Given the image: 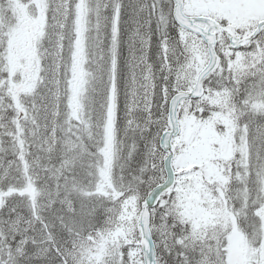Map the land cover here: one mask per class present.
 <instances>
[{"label":"snow or ice","instance_id":"snow-or-ice-1","mask_svg":"<svg viewBox=\"0 0 264 264\" xmlns=\"http://www.w3.org/2000/svg\"><path fill=\"white\" fill-rule=\"evenodd\" d=\"M0 264H264V0H0Z\"/></svg>","mask_w":264,"mask_h":264},{"label":"rangeland","instance_id":"rangeland-1","mask_svg":"<svg viewBox=\"0 0 264 264\" xmlns=\"http://www.w3.org/2000/svg\"><path fill=\"white\" fill-rule=\"evenodd\" d=\"M30 31H31L30 26L25 25V27H24V31H23V36L26 37V36L28 35V33H30ZM80 71H83L82 67H81ZM3 139H4L5 141H7L8 138H7V137H3ZM235 256H236L237 258H239V257L241 256V252H240L239 248H237V249L235 250Z\"/></svg>","mask_w":264,"mask_h":264}]
</instances>
